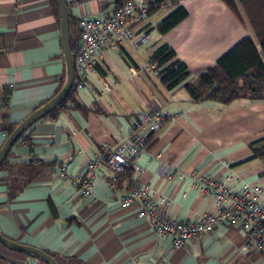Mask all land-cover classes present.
<instances>
[{"label": "crops", "instance_id": "crops-1", "mask_svg": "<svg viewBox=\"0 0 264 264\" xmlns=\"http://www.w3.org/2000/svg\"><path fill=\"white\" fill-rule=\"evenodd\" d=\"M148 1H160L148 22L150 42L135 47L126 41L98 55L91 75L96 93L76 92L82 108L70 100L12 146L0 167V231L44 249L60 264H264L259 252L247 248L241 225L219 224L176 248L153 230L140 201L123 204L132 186L147 183L156 201L166 199L172 218L197 219L214 208V200L194 185L204 177L229 180L240 191L260 187L264 203V159L258 156L264 150V99H195L187 88L199 87L200 75L240 41L257 39L240 0L238 12L224 0ZM121 2L67 0L75 21L71 32L80 34V16L109 15ZM178 6L188 16L160 32L157 26ZM59 14L53 0H0V149L9 128L56 96L66 81ZM164 43L190 70L173 88L153 60ZM9 84L14 88L6 103ZM155 109L166 111L170 121L151 137L138 161L142 171L131 169L116 179L103 166L94 193L83 195L71 177L84 173L95 153L121 145L134 119ZM32 161L42 165L36 169L28 165ZM63 164L68 178L59 175ZM0 264L48 263L0 242Z\"/></svg>", "mask_w": 264, "mask_h": 264}, {"label": "built area", "instance_id": "built-area-1", "mask_svg": "<svg viewBox=\"0 0 264 264\" xmlns=\"http://www.w3.org/2000/svg\"><path fill=\"white\" fill-rule=\"evenodd\" d=\"M150 15L151 4L148 0H122L109 15L79 17L80 41L73 53L74 88L77 92L89 91L93 95L96 93L91 84V75L98 55L110 53L126 41H134L135 47L150 42ZM149 67L155 68L153 65ZM13 88V84L8 85L6 103ZM168 121L170 115L161 109L138 115L123 143L114 149L95 153L87 163L85 172L71 177L72 183L80 188L83 195L90 196L94 193L96 179L103 166L116 179L131 169L141 172L142 169L138 167L139 159L147 151L151 137ZM59 175L62 178L70 176L66 165H61ZM228 181L212 177L195 180L194 185L200 186L204 194L214 200V208L189 221L172 218L164 208L166 199L156 201L151 196L147 183L132 186L122 201L125 206H129L134 200L140 201L143 204L141 214L148 217L153 230L171 238L176 248L186 245L192 238L214 231L219 224L241 225L246 232L247 248L259 252L264 260V203L259 200L262 189L252 187L240 191Z\"/></svg>", "mask_w": 264, "mask_h": 264}, {"label": "trees", "instance_id": "trees-1", "mask_svg": "<svg viewBox=\"0 0 264 264\" xmlns=\"http://www.w3.org/2000/svg\"><path fill=\"white\" fill-rule=\"evenodd\" d=\"M224 1L233 11L238 12L235 0ZM240 2L249 22L254 28L257 39L255 40L252 37H247L240 41L218 60L216 66L207 69L200 75L198 79L199 87L194 83L188 84L187 88L195 99L206 96L207 99L224 103L231 102L240 97L264 99V0H240ZM53 3L56 12L59 14V7L56 0H53ZM159 3L160 1L151 4V13ZM187 16V9L184 6H178L161 21L157 28L160 32L166 33ZM73 22L75 21L71 19V23ZM79 41L80 34L75 36L71 32L73 53L76 52ZM258 44L261 46V50L258 49ZM175 58L176 51L168 43L161 45L153 55V60L157 62L162 81L168 88L175 87L190 76V70L187 65ZM205 86L210 87V89L204 92L200 87ZM76 92L77 90L73 87L69 96L58 107L52 110L49 115L55 117L60 109L69 107L68 102L70 100L73 101L76 107L82 108L77 102ZM17 125L18 124H13L9 128V135ZM258 156L264 159V150L259 152ZM5 161L6 158L2 165H4ZM32 164L36 169L37 165L39 167L42 165L38 161H32L28 165L31 166ZM35 168L33 170H35ZM34 175L33 171L26 182ZM16 183L12 184L11 188H13V186L16 187ZM24 184H21V187ZM17 191V189L13 191L11 196H15Z\"/></svg>", "mask_w": 264, "mask_h": 264}, {"label": "water", "instance_id": "water-1", "mask_svg": "<svg viewBox=\"0 0 264 264\" xmlns=\"http://www.w3.org/2000/svg\"><path fill=\"white\" fill-rule=\"evenodd\" d=\"M61 20V36L62 46L64 51V58L66 63V81L62 89L56 96L50 99L28 115L17 127L11 132L6 139L4 145L0 149V167L10 152L12 146L19 139V137L34 123L48 115L52 110L58 107L72 92L75 81V68H74V56L71 45V19L67 0H56ZM0 242L7 247L22 251L30 254H34L42 258L48 264H60V262L50 253L39 247L20 243L13 239H10L0 231Z\"/></svg>", "mask_w": 264, "mask_h": 264}]
</instances>
